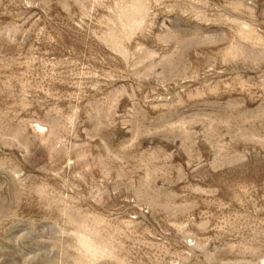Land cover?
I'll return each instance as SVG.
<instances>
[{
	"label": "rangeland",
	"instance_id": "rangeland-1",
	"mask_svg": "<svg viewBox=\"0 0 264 264\" xmlns=\"http://www.w3.org/2000/svg\"><path fill=\"white\" fill-rule=\"evenodd\" d=\"M0 264H264V0H0Z\"/></svg>",
	"mask_w": 264,
	"mask_h": 264
}]
</instances>
